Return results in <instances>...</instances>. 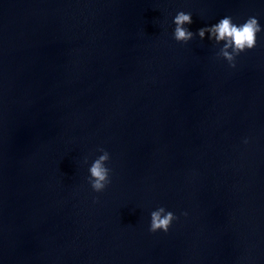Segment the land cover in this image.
I'll use <instances>...</instances> for the list:
<instances>
[{
	"label": "water",
	"instance_id": "95a60500",
	"mask_svg": "<svg viewBox=\"0 0 264 264\" xmlns=\"http://www.w3.org/2000/svg\"><path fill=\"white\" fill-rule=\"evenodd\" d=\"M179 11L264 29V0H0V264H264V30L230 67Z\"/></svg>",
	"mask_w": 264,
	"mask_h": 264
},
{
	"label": "clouds",
	"instance_id": "9594fccd",
	"mask_svg": "<svg viewBox=\"0 0 264 264\" xmlns=\"http://www.w3.org/2000/svg\"><path fill=\"white\" fill-rule=\"evenodd\" d=\"M192 22L191 13L179 11L173 18L175 25L173 38L177 42L187 43L194 35L204 39L208 34L209 40H214L217 44L223 42L217 55L226 59L230 67H235V59L241 52L256 46L257 33L264 30L254 16L247 18L244 23L239 25L233 22L231 16H225L210 26L199 28L196 33L185 27V25ZM245 143H247V140H245ZM99 151L102 154L91 163L89 167L90 175L87 177L92 190L95 192H102L111 182V169L106 166L110 155L103 148H100ZM184 215H187V213H184ZM177 218L174 212L166 210L163 206L158 207L150 213L149 231L153 233L160 230L167 232L172 222Z\"/></svg>",
	"mask_w": 264,
	"mask_h": 264
}]
</instances>
